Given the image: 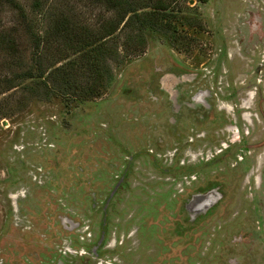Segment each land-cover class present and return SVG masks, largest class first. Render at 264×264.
<instances>
[{"label":"rangeland","instance_id":"rangeland-1","mask_svg":"<svg viewBox=\"0 0 264 264\" xmlns=\"http://www.w3.org/2000/svg\"><path fill=\"white\" fill-rule=\"evenodd\" d=\"M0 264H264V0L0 2Z\"/></svg>","mask_w":264,"mask_h":264},{"label":"trees","instance_id":"trees-1","mask_svg":"<svg viewBox=\"0 0 264 264\" xmlns=\"http://www.w3.org/2000/svg\"><path fill=\"white\" fill-rule=\"evenodd\" d=\"M2 1L3 0H0V2H2ZM114 30H115V27L112 26V25H109V28L107 29V33L106 34L112 33Z\"/></svg>","mask_w":264,"mask_h":264}]
</instances>
